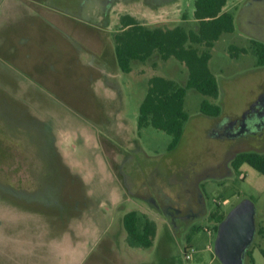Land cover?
I'll list each match as a JSON object with an SVG mask.
<instances>
[{
    "label": "rangeland",
    "instance_id": "1",
    "mask_svg": "<svg viewBox=\"0 0 264 264\" xmlns=\"http://www.w3.org/2000/svg\"><path fill=\"white\" fill-rule=\"evenodd\" d=\"M7 1L0 0V264H41L45 259L39 258L55 257L54 250L40 245L54 247L63 231L58 226L67 224L76 217L75 209L85 206V202L77 200L82 180L91 190L93 199L89 205L98 210L96 217L102 215L106 222L113 213L117 214L123 238L108 249L106 240H79L85 244L84 251L72 253L73 258L65 257L68 264H97L109 255L122 258L125 264H221L215 254L217 224L211 217H226L244 200H250L256 211L257 233L250 249L254 251L255 264H264L260 252L264 250V238L258 234L264 228V175L256 176L253 168H245L241 174L230 168V156L250 150L249 139L257 131L227 136L200 112L201 103L208 97L189 90L185 110L190 120L178 147L169 151L171 136L152 127L139 130V106L150 78L185 79L180 63L171 58L164 66L155 58L146 64H133L131 73H123L115 58L112 35L122 15L130 14L151 28L172 29L185 24L187 30L193 29L195 22L185 23L183 16L189 18L193 14L195 0H103L107 14L94 9L95 19L112 45L116 68L109 71V76L121 87V93L116 90L115 95L99 81L97 71L85 72L83 80L74 67L72 72L69 67L44 69L40 62L48 61V49L60 42L58 35L50 30L51 24L42 25L38 18L31 22L39 30L30 31L27 23L23 25L18 4ZM58 1L70 5L76 2ZM87 2H93L92 7L96 3ZM226 10L238 22L240 17L250 16L264 22V0H228ZM30 17L26 13V18ZM240 27L241 20L242 31ZM73 29L75 33L85 31L76 25ZM91 33L98 35L99 31ZM232 37L235 40L236 34L226 33L220 46L225 47ZM82 60L86 62L87 56ZM217 77L224 80L218 103L223 104L225 112L240 113L258 92L264 76L248 72L241 79L236 78L242 86L236 89L234 99L226 93L228 76L218 73ZM49 130L71 172L81 180L68 178L73 182H64L67 178H59L58 169L48 160L43 146ZM261 142L264 145V140ZM71 186L73 191H69ZM66 189L74 197L69 198ZM199 196L202 200L197 203ZM174 205L189 208L188 212L169 216ZM134 210L147 213L158 225L151 248L131 247L126 241L122 219ZM48 226L54 227V233L46 230ZM193 226L197 232H192ZM79 234L87 236L86 232ZM188 246L199 251L189 261L184 256ZM244 264L252 263L247 258Z\"/></svg>",
    "mask_w": 264,
    "mask_h": 264
},
{
    "label": "crops",
    "instance_id": "2",
    "mask_svg": "<svg viewBox=\"0 0 264 264\" xmlns=\"http://www.w3.org/2000/svg\"><path fill=\"white\" fill-rule=\"evenodd\" d=\"M12 1H14L12 5L18 4L16 8L20 9L21 15L23 16V25L27 23V25L30 27V31L33 32V31L39 30L38 25L35 27V25H33V22H31L32 18H36V19L38 18L39 21L43 23L42 25L47 26V24H51V26L49 27L51 28L50 30L55 31L56 34L58 35L57 40L60 42L57 43L56 45L57 47L55 46V48L51 47V49L50 48L48 49V50H51L50 51L51 53L46 57L48 58V61L45 60V61L40 62V65L44 69L47 70L48 68L52 67V70L53 69L55 70L56 68L61 69L63 67H69V71L72 72V69L74 67L76 68V73H78L77 76H79V73H81L82 76H80V79H83V80H84L85 72L97 71L99 75V81L101 80L102 82H104L107 89H109L110 91L113 90V93H112L113 95L116 94V90L118 93H121V90H120L121 87L119 86V84L113 82L109 76V71L110 70L115 71L113 69L116 68V65L115 66L113 65L115 64V59L112 55V45H110L109 42L106 41L107 38L106 36L103 35V32L101 31L102 30L101 26L99 25V21L96 20L97 18L95 19V14H94V9L95 11L98 10L99 12H102L104 14V12L107 11L105 9V7H107L106 2H103V0H95L96 3L92 7L90 5L93 4V2L88 3L87 2L88 0L82 3H80L82 0H76V2L71 5L65 2L58 1V0H55V1L54 0H29V1L28 0H18L19 1L18 3H17V0L16 1L8 0L7 2L10 3ZM71 6H73V8H71ZM223 11L232 13L231 11L226 10V6L224 7ZM26 13L31 14V17L26 18ZM105 14H107V12ZM186 16H187L186 19L183 18V21L185 23L195 22L194 23L195 27H193V29H188V30H197L198 22L193 19V14H191L189 18H188V15ZM233 16H234L235 31L229 34H232V36L236 34V39L234 40V38L232 37L231 42H229L225 47L223 45L220 46L221 39L224 36H226V34H222L221 37L214 43L213 47L209 50L210 52L209 68L217 79V83L219 86V97L217 99H212L208 97V99H204V100L209 101L211 104L218 105L221 108V115L219 117L217 118L210 117L211 120H213V122H215L218 127H221L220 129L221 131H227L226 126H228L229 124L234 128L232 131H238L240 127L248 128L247 123L249 121L251 122V119L253 121H256L255 119H256L257 114H260V117L263 119V122L259 123L258 126L251 128L250 131H257V132L253 133L252 136L250 137L251 138L249 139L250 141L249 149L250 150H246V152H255V153L264 154V147H263L264 145L261 142L262 140H264V102H263L264 93L261 96V93L264 91V77L261 78V80L259 81L258 92L253 96L251 100H249V102L245 104V107L242 110V112L240 113H235V112L232 113L230 111L225 112L223 104L218 103L219 98L222 95L221 85H223L222 82L224 81L222 77H220V80H219V78L217 77L218 73H221L222 75L226 77L228 76L227 79H225V82H226L225 87L227 89L226 93L229 94L232 99H234L236 95V89L242 86L241 82L235 81L236 78L241 79V77L246 75L248 72H250L252 76L256 74H259V75L263 74L264 76V66L257 65V58L251 52L239 54L236 58H232L229 53L230 47L248 48L250 41H257V42L264 44V22H259L253 16L247 17V19L246 18L242 19L240 17L243 27H240L242 31H239L240 20L238 22L234 14ZM73 25L83 28L85 31L75 33L73 29ZM118 25H119V22H118ZM178 25H182V24H178ZM184 25L182 26L186 29L185 27L186 25L185 26ZM52 26H54V29H52ZM94 30L99 31L98 35H94V33H91ZM114 34H115V31L112 35L113 42H114ZM29 35L31 38L30 33ZM32 35H36V34H32ZM50 36H53V35H50ZM62 42L64 43V45L65 43L67 44L66 48L64 45H61ZM107 42L108 44H106ZM18 46H21V45L19 44ZM108 48L110 49L108 50ZM19 49L22 50L21 47H19ZM31 50L33 51V49ZM33 53L39 54V52L36 51V49L35 51H33ZM114 53H115V42H114ZM85 55L87 56L86 62L82 60V57ZM115 58H116V55H115ZM155 58H159V60L162 61L160 56L158 57L157 54H154L153 57H151L145 63L134 61L132 65L137 64V63H140L141 65L146 64L154 60ZM42 59H45V57H43ZM169 60L163 61V65L164 66L167 65L169 63ZM179 65L182 68L181 72L186 75L185 79L183 81H180V80L177 81L175 80V78L174 79L167 78V79L174 80L181 85H185L186 80L188 78V70L185 67V65L181 63ZM187 95H188V92H187ZM187 95H186V98H187ZM185 103H186V99H185ZM258 122H260V120ZM34 128L38 129L37 126H34ZM49 129H51V127ZM243 131H246V130H243ZM118 132L121 133V131H118ZM37 135L38 137H40L42 136V133L40 134L37 133ZM48 135H50L51 137L50 139L48 138ZM44 137L45 139H44L43 146H44L45 151L47 152L48 160H50L57 167L58 174L60 175L59 178L60 179L67 178L66 180H64V182H68V181L73 182L72 180H69V179H74L78 181L80 178L77 175L73 174V172H71L69 164L63 159V157L59 153L58 148L56 146V138L52 135L51 130H49V132H46V136ZM100 142L102 143L103 141H100ZM241 153H244V152H241ZM238 154L240 153L235 152L230 156V168H232L233 159ZM245 168H252V167H250L247 164H243L239 168L237 173L238 174L243 173V170L246 171ZM255 171L256 170L254 169L253 172ZM256 172H257L256 176H259V174L260 176L263 175L259 173L258 171ZM83 184L85 185V183L82 180V184H80V186L82 185L81 188H83V190H81L80 188L79 193L77 195V198H78L77 200H81L83 201V203L85 202V206L82 204L83 210L79 208L75 209L76 217H73L74 219L72 218L71 220H68L67 224L58 226V228L62 229L63 231L60 232L61 240L60 241L56 240L53 245L54 247H52L49 244L40 245L41 248L43 246L47 248H51L52 250H54L56 254L55 257L51 256L48 258H39V260L45 259L43 262H41V264H45V263L47 264H68L69 262L65 261V259L73 258L71 257L72 253L74 254V252L81 251V250L84 251L83 248L85 244L79 243L80 242L79 240L83 241V243H85L84 241L87 238H89L90 240L92 239L94 243H98L100 241L106 240L105 247L108 249V248H111L115 244V242L118 245L121 241V238H123V230L119 224V220L121 218L119 217L118 219L117 214L115 213H113L112 215L113 218L110 217L109 221H106V222L104 221L106 217H103L102 215L96 217V214L97 213L99 214L98 210L96 208H90L91 206L89 205V200L93 199V196L90 195L91 190H89V188L86 185H85L86 187L85 189ZM70 190H72V186L69 187V191ZM69 191L67 192V189H66V192L69 194L68 195L69 198L74 197L72 195L73 193H70ZM60 194H62V191ZM200 200H202V197L199 196L197 199V203L200 202ZM188 209L189 208H179L176 205L171 206L169 210V213L171 214H169V216L183 215V211L184 213H187ZM134 211H137V210H134ZM200 211H201V207H200ZM137 212H139V210ZM71 213L73 214L74 211H72ZM139 213L145 214L150 219H152L145 212L144 213L139 212ZM203 215L206 216V214H203ZM194 216H195V213H194ZM94 217L95 219H93ZM69 221L70 222L76 221V222H74L75 224L72 225L73 223L69 224L70 223ZM122 223H123V219H122ZM48 227L46 230H48L51 233H54L52 231L54 227L53 226H48ZM197 231H198V228L196 226H193L192 232H197ZM85 232L87 236L80 237L81 235L79 233H85ZM157 232H158V225H157ZM208 234L211 235V233L209 232ZM262 237L264 238V235ZM126 241H127V237H126ZM89 244H90V241H89ZM70 250L72 251L70 252ZM64 253L65 254L69 253L71 255L65 256ZM197 254H199V251L197 252ZM253 255H254V251H253ZM253 259H254V256H253ZM81 260L82 258L80 259V261ZM37 262L39 261L37 260L36 263ZM254 262H255V259H254ZM72 263L73 261L70 264ZM97 264H125V263L122 258L119 259L117 257L109 255V257L107 256V257L100 259L99 262L97 261Z\"/></svg>",
    "mask_w": 264,
    "mask_h": 264
},
{
    "label": "trees",
    "instance_id": "3",
    "mask_svg": "<svg viewBox=\"0 0 264 264\" xmlns=\"http://www.w3.org/2000/svg\"><path fill=\"white\" fill-rule=\"evenodd\" d=\"M227 0H195L193 19L198 22L197 30H186L182 25L172 29L151 28L130 14L122 15L114 34L117 64L123 73H131L134 61L145 63L154 54L162 61L171 58L185 65L188 78L185 85L162 76H154L148 81L147 93L139 106L138 128L152 127L171 136L169 151L176 149L183 137L185 124L190 115L185 111V99L189 90H195L203 96L217 99L219 86L215 75L209 68L210 52L214 43L222 34L235 31L234 16L223 9ZM186 19V16H183ZM251 52L257 58V65L264 66V44L250 41L248 48L230 47L232 58ZM200 112L208 117L217 118L221 108L204 100ZM247 164L264 175V154L244 152L232 161V168ZM218 225L225 219L211 217ZM123 226L127 233V243L135 248H151L157 235V224L145 214L130 211L123 217ZM264 235V230H258ZM264 256V250H260ZM252 264L253 251L247 253Z\"/></svg>",
    "mask_w": 264,
    "mask_h": 264
},
{
    "label": "water",
    "instance_id": "4",
    "mask_svg": "<svg viewBox=\"0 0 264 264\" xmlns=\"http://www.w3.org/2000/svg\"><path fill=\"white\" fill-rule=\"evenodd\" d=\"M255 213L254 204L244 200L219 224L215 254L221 264H244L257 233Z\"/></svg>",
    "mask_w": 264,
    "mask_h": 264
},
{
    "label": "flooded vegetation",
    "instance_id": "5",
    "mask_svg": "<svg viewBox=\"0 0 264 264\" xmlns=\"http://www.w3.org/2000/svg\"><path fill=\"white\" fill-rule=\"evenodd\" d=\"M263 102H264V100H263ZM260 114H257V116H256V121H253L252 119H251V122L249 121L248 123H247V125H248V128H243V127H240V129L238 130V131H232L234 128L229 124L228 126H226V129H227V131H224V133L227 135V136H233V134L232 133H236V132H238V133H242L243 132V130H251V128H253V127H256V126H258L259 125V123H261V122H263V119L260 117ZM260 120V122H258ZM220 126V125H219ZM221 128V127H220Z\"/></svg>",
    "mask_w": 264,
    "mask_h": 264
},
{
    "label": "built area",
    "instance_id": "6",
    "mask_svg": "<svg viewBox=\"0 0 264 264\" xmlns=\"http://www.w3.org/2000/svg\"><path fill=\"white\" fill-rule=\"evenodd\" d=\"M209 232V231H208ZM210 233V232H209ZM197 249L193 246H188L184 249V256L186 260H192L194 256L197 254Z\"/></svg>",
    "mask_w": 264,
    "mask_h": 264
}]
</instances>
